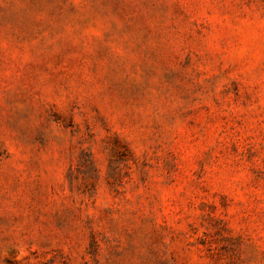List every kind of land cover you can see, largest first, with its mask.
Masks as SVG:
<instances>
[{"label": "rangeland", "instance_id": "obj_1", "mask_svg": "<svg viewBox=\"0 0 264 264\" xmlns=\"http://www.w3.org/2000/svg\"><path fill=\"white\" fill-rule=\"evenodd\" d=\"M0 264H264V0H0Z\"/></svg>", "mask_w": 264, "mask_h": 264}]
</instances>
